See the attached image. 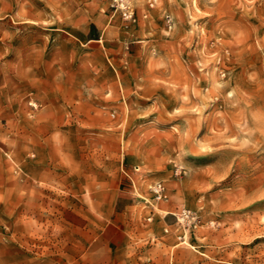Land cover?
<instances>
[{"label":"rangeland","instance_id":"374dc122","mask_svg":"<svg viewBox=\"0 0 264 264\" xmlns=\"http://www.w3.org/2000/svg\"><path fill=\"white\" fill-rule=\"evenodd\" d=\"M111 3L0 0V264H264V0Z\"/></svg>","mask_w":264,"mask_h":264},{"label":"built area","instance_id":"2783aa9c","mask_svg":"<svg viewBox=\"0 0 264 264\" xmlns=\"http://www.w3.org/2000/svg\"><path fill=\"white\" fill-rule=\"evenodd\" d=\"M111 1H112V3L110 6L112 8H115L116 10L124 9V11L126 12L125 16H129V12H128L127 7H126L125 0H111ZM153 191H154L156 197L158 198V200H161L164 197L163 187L160 184L154 185ZM182 215L187 216V213L185 211H183Z\"/></svg>","mask_w":264,"mask_h":264},{"label":"crops","instance_id":"0c3cea01","mask_svg":"<svg viewBox=\"0 0 264 264\" xmlns=\"http://www.w3.org/2000/svg\"><path fill=\"white\" fill-rule=\"evenodd\" d=\"M124 242H127V241H126V240H124ZM164 242H166V243H167V242H169V240H168V239H165V241H164ZM123 244H124V243H120V246H119L120 248H119V250H121V247H122V245H123ZM125 244H127V243H125ZM167 245H168V243H167ZM162 262H163L162 264H167L165 260H163Z\"/></svg>","mask_w":264,"mask_h":264}]
</instances>
